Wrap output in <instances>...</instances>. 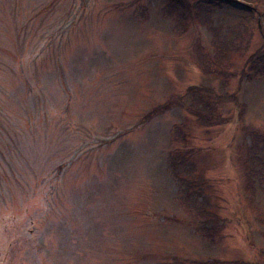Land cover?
Here are the masks:
<instances>
[{
	"label": "rangeland",
	"instance_id": "rangeland-1",
	"mask_svg": "<svg viewBox=\"0 0 264 264\" xmlns=\"http://www.w3.org/2000/svg\"><path fill=\"white\" fill-rule=\"evenodd\" d=\"M164 6L0 0V264H264L248 18L205 4L203 32ZM214 55L225 78L196 68Z\"/></svg>",
	"mask_w": 264,
	"mask_h": 264
},
{
	"label": "trees",
	"instance_id": "trees-1",
	"mask_svg": "<svg viewBox=\"0 0 264 264\" xmlns=\"http://www.w3.org/2000/svg\"><path fill=\"white\" fill-rule=\"evenodd\" d=\"M164 5H165L164 6V9L166 11L165 12V18H167V19L173 17L176 12L181 11L180 18H181V20L183 22H185L186 20H189L190 18L192 20H196V16L197 15L194 16L193 14H196L197 11L196 10L195 11H191L189 9V2L187 0H164ZM195 8L197 10H199V7H195ZM184 10L186 11L185 13H183ZM201 23L204 24V25H206L207 28H209V26H208L209 23H208V20L207 19H204V20L202 19ZM212 46H213V49H212L213 52H216V51H222L223 52L224 47L220 43L219 44L214 43ZM222 52H219L218 55H221ZM262 55L263 54H260V55L259 54H256L255 55L256 62H254V60L252 58L253 57V54H251L249 56V58H248L249 60H247V64L252 63L251 68L250 69L248 68L249 70H252L253 72L256 71V70L259 71L260 69L261 70H264V63H260V61H259V60H261ZM221 57L222 56L214 55V57L211 58V59H207L206 57H204V58H202V60L196 59V60H194V62L196 64V68L199 69L200 72H202V73L207 72V73H209L211 75H223L224 76L223 78H225V75H224V72H223L222 66H221L224 61L221 63V59H222ZM254 75H257L258 76L257 73L254 74ZM260 75H262V72L261 71H260ZM193 91L194 92H198V95H199L200 99L202 97H204L206 100H208V98H207V95H209L208 92H202L201 90H198V89L197 90H194L193 89ZM191 101L194 103L193 105H191L193 107V108H191V110H192V112H195L196 113V110H198L200 108V103L198 102L199 104H196V101H197L196 99H192ZM201 109H203L202 106H201ZM240 115H241V113H240ZM194 116L196 118V121H200L201 120L200 123L201 124H204V121L201 119L200 114H199V117H197L196 115H194ZM207 123H211L210 120H207ZM204 126H206V125L204 124ZM176 161H180L179 158H177ZM180 165L181 164L173 165V169H172V165H168L169 168H170V170H171L170 175L173 176V178L176 177V184H177V182L180 181L179 180V177L177 175L178 174V172H177L178 170L177 169H179L181 167ZM247 170L248 171H251V169H247ZM248 173H249L248 177H250V175H251L252 172H248ZM184 191H185V189H184ZM186 212L188 214H191V210L190 209L186 210ZM260 222L263 223L262 220H260ZM208 229L211 231V233L214 232V229H212V227H210Z\"/></svg>",
	"mask_w": 264,
	"mask_h": 264
},
{
	"label": "flooded vegetation",
	"instance_id": "flooded-vegetation-1",
	"mask_svg": "<svg viewBox=\"0 0 264 264\" xmlns=\"http://www.w3.org/2000/svg\"><path fill=\"white\" fill-rule=\"evenodd\" d=\"M189 2V9L191 11H197L196 14H193L196 16V20L198 25L202 28L203 32H206L204 29H206V25L201 23L202 19L208 18L210 11L208 10L206 13L208 16H206V13L203 9V6L207 4V6L212 8H219L221 6H227L231 9H234L240 13H243L246 15L248 20L245 21L244 25L241 27V33L242 37L250 36L251 37V43L250 45L246 44V46L251 48V54L252 52H256V54H263L264 55V24L261 21L262 12L259 10V7L264 10V0H187ZM195 7H202L201 10H197ZM211 18V17H210ZM250 21V22H249ZM255 21L256 25L250 28L249 24ZM209 32V30H208ZM255 36V41L253 37ZM257 36V38H256ZM256 39H259V42H256ZM241 47V46H240Z\"/></svg>",
	"mask_w": 264,
	"mask_h": 264
}]
</instances>
